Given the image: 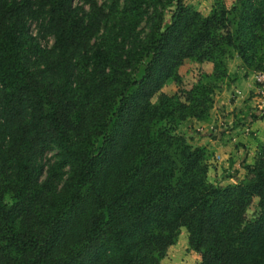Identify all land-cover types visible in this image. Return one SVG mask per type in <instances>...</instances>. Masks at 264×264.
Wrapping results in <instances>:
<instances>
[{"label": "trees", "instance_id": "obj_1", "mask_svg": "<svg viewBox=\"0 0 264 264\" xmlns=\"http://www.w3.org/2000/svg\"><path fill=\"white\" fill-rule=\"evenodd\" d=\"M229 57L264 72V0H0V264H160L183 229L200 264H264V143L223 185L179 132Z\"/></svg>", "mask_w": 264, "mask_h": 264}, {"label": "rangeland", "instance_id": "obj_2", "mask_svg": "<svg viewBox=\"0 0 264 264\" xmlns=\"http://www.w3.org/2000/svg\"><path fill=\"white\" fill-rule=\"evenodd\" d=\"M218 1H223L224 4L229 8L232 6V3L234 0H185V4L198 9L204 15L208 16L212 12L214 5H216ZM98 3L100 5H105L108 3V0H98ZM85 8L86 10L89 9L88 6H85ZM174 9H175V4L169 7L168 10L166 11L165 22H164L165 28L170 24V17ZM30 32L34 35H37L38 24L36 22L31 23ZM41 43L43 44V46L47 45L51 47L54 43V39L53 37H48L47 40L41 39ZM227 63H228V68L231 70V73H232L231 74L232 77L231 76L229 77V81L230 80L232 81L233 78H235V76H237V78L238 77L251 78L250 80L248 79L246 81L247 82L246 87L249 88L248 86L249 81L252 80L254 86L258 88L262 100L259 106H257L258 108L260 107L261 108L260 110L257 108L259 112L257 110L256 114H258L259 119H263L264 118V99H263L264 85L262 84V81L258 80V74L264 73V72H257V73L250 72L246 75V71L243 69L242 63L239 60V58L234 59V57L233 58L229 57V59L227 60ZM211 70H212L211 65L201 66L198 64H194V63H188L184 65L182 69L180 70V73L184 79L183 86L185 88H190L193 84H195L198 81L199 78L203 76L206 77L207 76L206 73H211ZM143 72H144V69L142 70V73L139 75V78L142 76ZM223 87H225L224 90L227 91L224 95H222V98H225L223 100L225 109L219 107L217 111L227 116L231 114L230 112H233L234 110H235L234 111L235 115L237 114V111L244 110V107H242L241 105V102L244 100V98L240 99V102L237 101L236 98H234L236 96L235 94L236 91L233 90V87H231L230 84L226 86L224 84L222 85L221 88L223 89ZM177 89H178V86L175 84H170L166 87V90L169 92H174ZM237 93L239 95V92ZM252 94L254 95L255 93L252 92ZM210 121L212 122V118H210ZM203 124H204L203 122H197L194 119L188 120L187 122L179 126V132L185 134L193 145L195 144L199 145V143L202 142V139H203L202 136L208 135V132L214 133V129H211L212 127H210L211 125H209V130L207 131L205 127H202ZM230 131H234V130H230ZM244 132L242 134L238 133V131H236L235 133H229L232 135L230 137V142L228 143L229 139L226 141L227 144L219 143L216 145L214 142L207 140V142L210 143V144L207 143V147H208V148L206 147L207 150L208 151L215 150V154L213 153L214 155L210 158L211 160L210 163L212 164V168L209 173V181L211 183L220 182L223 185L235 183L239 181L240 178L245 175L244 170L243 169L241 170L240 164H239L242 161L244 155L242 154L243 157L240 156L238 160H236L235 158H232V154H233L232 151H235V148H234L235 145L239 144V142L241 141V137L244 134L245 135L248 134L247 132L246 133ZM200 145H202V143ZM241 152H243V150H241ZM243 153H246V151H244ZM55 154L56 152L48 153L46 155L45 161L54 162ZM256 204L257 203H255V205ZM254 209L255 207H253L252 212ZM200 263H201V255L198 253H195L194 251L190 249L189 241H188V234L186 230L183 229L182 234L179 237L177 244L169 248L167 256L160 264H200Z\"/></svg>", "mask_w": 264, "mask_h": 264}, {"label": "crops", "instance_id": "obj_3", "mask_svg": "<svg viewBox=\"0 0 264 264\" xmlns=\"http://www.w3.org/2000/svg\"><path fill=\"white\" fill-rule=\"evenodd\" d=\"M229 72L230 74H232L230 69ZM248 79L250 80L251 78H237V76H235V78H233V80L230 82V86L233 87L234 91H236V96L234 98H236V100L239 102L240 99L244 98V100L241 102L242 107H244V110L242 111L244 112L237 111V114L235 115L234 110L233 112H230L231 114L225 116V114H221L219 111H217L219 107H225L223 102L225 98H222V95H224L227 91L224 90L225 87H223V90L218 92L214 97L215 107L211 112L212 122H204L202 126L205 127V129L208 131L209 125H211L210 127H212L211 129H214V133L208 132V135L202 136V145H200L201 143H199V145L195 144V146L207 147V143H209L207 142V140L214 142L216 145L219 143L227 144L226 141L229 139V143L230 137L232 135L229 133H235L236 131H238V133L242 134L246 130L244 133L247 132L248 136L244 134L245 136L243 135L241 137V141L239 142V144L235 145V151H232V158H235L236 160H238L239 157L242 156V154L244 155V157L242 156V161L239 163L241 170L243 169L244 172L245 169L243 168V166L250 165L254 162L258 146L264 143V118L259 119L258 114H256L257 110H260L261 108H258L257 106H259V104L261 103L262 98L260 96L258 88L254 86L252 80L249 81V88L246 87V81ZM237 92H239V95ZM252 92L255 94L253 95ZM241 150H243V152L246 151V153L241 152ZM209 152L211 154V157L215 154V150H209ZM209 162H211L210 159Z\"/></svg>", "mask_w": 264, "mask_h": 264}, {"label": "built area", "instance_id": "obj_4", "mask_svg": "<svg viewBox=\"0 0 264 264\" xmlns=\"http://www.w3.org/2000/svg\"><path fill=\"white\" fill-rule=\"evenodd\" d=\"M258 80L262 81V84L264 85V73L258 74ZM263 99H264V96H263ZM261 115H262V113H261Z\"/></svg>", "mask_w": 264, "mask_h": 264}]
</instances>
